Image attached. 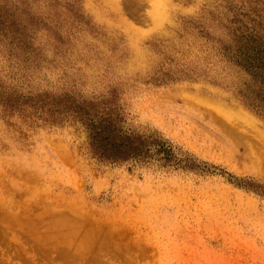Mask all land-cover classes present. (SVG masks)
Instances as JSON below:
<instances>
[{
    "label": "rangeland",
    "instance_id": "obj_1",
    "mask_svg": "<svg viewBox=\"0 0 264 264\" xmlns=\"http://www.w3.org/2000/svg\"><path fill=\"white\" fill-rule=\"evenodd\" d=\"M0 3L35 37L22 56L0 45L2 95L114 96L162 142L107 161L81 122L0 102V264H264V195L246 186L264 184V115L219 47L264 0H162L161 21L156 0Z\"/></svg>",
    "mask_w": 264,
    "mask_h": 264
},
{
    "label": "trees",
    "instance_id": "obj_2",
    "mask_svg": "<svg viewBox=\"0 0 264 264\" xmlns=\"http://www.w3.org/2000/svg\"><path fill=\"white\" fill-rule=\"evenodd\" d=\"M18 18L16 12L0 3V45L22 56L21 52L31 47L32 38L35 37L26 32L28 23L21 24ZM245 26L249 28L219 39L220 56L242 75L241 80L233 86L243 102L264 115V22L257 21ZM0 98V102L6 106L29 104L39 108L45 112L42 115L45 120L70 119L81 122L88 132L90 151L103 160L149 158L155 153V146L162 143L155 136L126 128L123 110L114 96L80 98L65 92L22 97L15 92L6 96L0 92ZM246 186L264 195V184L247 182Z\"/></svg>",
    "mask_w": 264,
    "mask_h": 264
},
{
    "label": "bare ground",
    "instance_id": "obj_3",
    "mask_svg": "<svg viewBox=\"0 0 264 264\" xmlns=\"http://www.w3.org/2000/svg\"><path fill=\"white\" fill-rule=\"evenodd\" d=\"M156 3H157V5L154 6L155 7L154 8V14H153L154 15V19L157 20V21H161L165 17L166 11L163 8L164 4H162V0H156ZM164 7H165V5H164Z\"/></svg>",
    "mask_w": 264,
    "mask_h": 264
}]
</instances>
